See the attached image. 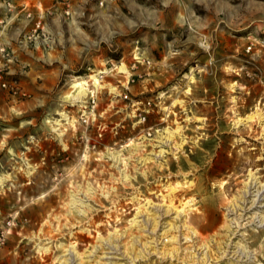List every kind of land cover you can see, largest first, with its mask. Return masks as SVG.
<instances>
[{
	"label": "rangeland",
	"instance_id": "rangeland-1",
	"mask_svg": "<svg viewBox=\"0 0 264 264\" xmlns=\"http://www.w3.org/2000/svg\"><path fill=\"white\" fill-rule=\"evenodd\" d=\"M0 80V264H264V0H0Z\"/></svg>",
	"mask_w": 264,
	"mask_h": 264
},
{
	"label": "bare ground",
	"instance_id": "bare-ground-1",
	"mask_svg": "<svg viewBox=\"0 0 264 264\" xmlns=\"http://www.w3.org/2000/svg\"><path fill=\"white\" fill-rule=\"evenodd\" d=\"M124 70V67H121ZM94 82L96 84V86H101L100 82L98 81L97 78L94 79ZM80 86V85H79ZM84 95V91L83 89H81L78 92V96H76V98L80 97V95ZM64 116V115H63ZM259 120V122L262 121V116L261 113L259 111V109H256L252 114L247 115L244 119H238L235 123H244V122H250L252 120ZM175 132H177V130H175ZM166 138H168L167 140L169 141V139L173 138V132L168 131L167 132V136ZM164 151L161 149L158 151V156H160ZM148 158H143L142 161L146 162ZM141 161V160H140ZM145 172V171H144ZM143 172V173H144ZM251 181L249 182V184H247L245 186V190L242 191L243 194L239 197L233 200V202L231 203L230 208L228 209V213H231L233 215H235L239 210L243 209V204L248 202V197L249 196H253L252 199L249 201L250 206L253 207H257L256 204L259 203L261 200L264 199V191L262 190L263 185L260 187H257L255 190H252L256 187V177H253V175L251 176ZM169 192L166 195H162V199H166L164 200L165 203L162 205H157L156 210L157 214L156 216H149L147 215V217L144 218L143 220V224L144 226V230L147 232H155L157 227H159L161 225V220L163 217L167 216V215H172L174 214V217H177L183 213H185V211L187 209L190 208L189 205V201L186 200V202H181L179 201V204L175 205V191H176V187H173L171 185H169ZM81 201V200H80ZM150 203V201H148ZM147 202V203H148ZM180 206V208H179ZM155 208V207H154ZM81 210H79L80 212ZM82 212H84V210L82 209ZM256 212H254V216H251V220L252 222H258L260 224H262L264 222V215H260L259 213L257 215H255ZM185 216V215H184ZM239 218V217H238ZM238 218H232L230 223L226 224L225 227L228 231H230L231 228V224L234 223V225L236 227L240 226V222ZM258 218V220H256ZM58 224V223H57ZM167 225H171V223H167ZM183 228H185L187 230L188 233H183V234H174L172 235L169 239L172 242H175L176 244L179 245H175L174 247H171L168 250H163L160 253L162 254V256H170V257H175L178 256V249L180 248V240L181 238L183 239H188L191 238V236L197 235V232L190 227L189 225H187L185 222L182 226ZM171 228V227H169ZM176 229L178 227H175ZM181 232V231H180ZM182 235V237L180 238V236ZM197 238V237H196ZM135 242H139V241H135ZM199 244L195 245V252L190 253L189 257H188V261H195L196 264H207L209 262V258H210V254H209V249H210V239L205 238V237H199ZM218 242V241H217ZM142 243V242H141ZM142 245V248L146 249V252H148L149 250L147 249V244L144 242ZM112 249H115V251L117 250V246L112 245L111 246ZM235 250H233L232 255L235 256V258L237 259V262H242L243 258H246L245 260H248L250 257L248 256L247 253L244 252V248L241 247L240 245H236ZM218 250H220V247L218 246ZM204 251V252H203ZM226 250H222L221 251V256L224 254L225 255ZM71 253L73 255H70V259L73 258L74 256H78L76 254V251L74 249V246L72 245V251ZM138 255H134L133 259L136 258ZM75 258V257H74ZM77 258V257H76ZM69 259V260H70ZM187 260V259H184Z\"/></svg>",
	"mask_w": 264,
	"mask_h": 264
},
{
	"label": "built area",
	"instance_id": "built-area-1",
	"mask_svg": "<svg viewBox=\"0 0 264 264\" xmlns=\"http://www.w3.org/2000/svg\"><path fill=\"white\" fill-rule=\"evenodd\" d=\"M0 86L3 87V88H11L12 91H14L13 89V86L10 85V83H7L6 81L4 80H0ZM15 92V91H14Z\"/></svg>",
	"mask_w": 264,
	"mask_h": 264
}]
</instances>
